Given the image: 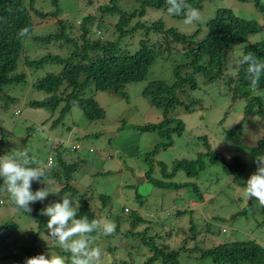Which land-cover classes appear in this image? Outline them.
Returning <instances> with one entry per match:
<instances>
[{
    "label": "rangeland",
    "instance_id": "obj_1",
    "mask_svg": "<svg viewBox=\"0 0 264 264\" xmlns=\"http://www.w3.org/2000/svg\"><path fill=\"white\" fill-rule=\"evenodd\" d=\"M117 1L126 10L140 5V0ZM259 1L264 4V0ZM104 2L106 0H59L57 3L54 0H33L35 8L45 13H58L48 17L33 14L35 27L23 40L17 66L18 72L26 73L27 81L6 85L3 95H0V156L26 149L52 170L48 158L55 155L54 146L58 145L55 139L63 138L68 149L72 143L81 145L69 152L68 160L78 161L71 183L87 195L86 200L97 210L99 219L117 225L116 218L126 215L124 207H129L132 212L120 222L119 231L115 229L114 234L97 238L95 246L102 250L101 264H142L147 255L152 254L149 246L141 241L144 237L177 249L180 264H233L202 258L201 252L225 241L257 239L264 245V208L258 207L256 199H249L244 191L246 181L256 171V156L264 154V143L259 144L264 134L263 115H245V99H233L222 81L205 83L198 76L199 86L190 91V97L200 99V104L191 112L179 106L170 113L183 120L184 132L182 135L172 134L173 145L161 147L153 161L152 177L165 183L159 186L144 176L151 168L146 152L169 138L162 139L155 132L137 130L136 126L160 122L164 116L163 110L152 105L151 99L143 95V90L156 79L169 84L174 81L175 66L186 59L180 44H174L169 54L157 57L145 80L126 85L128 99L114 92L97 91L95 97L106 109V117L101 120H89L78 105H74L64 119L54 125L53 120L59 116L61 106L44 124L26 114L30 100L46 96L45 91L33 88V81L60 71L61 65L48 63L34 68L25 64L24 58L37 59L47 53L68 56L73 49L64 40L43 42L36 37L57 32L58 19L72 25L73 35L79 34L83 17L97 15L98 6ZM218 8H228L242 18L264 24V12L256 6L255 0H203V7L199 10L204 21L191 25H186L184 18L174 17L163 9L147 8L144 16L132 21L134 25L139 22L140 26L121 37L118 47L121 51L133 53L142 39H147L151 46L157 45L162 41V35L154 30L148 32L146 27L159 19L166 27H175L187 34L201 28L196 39L202 40L207 31L206 23ZM97 28V25L90 26L92 39H118L119 33L109 19L105 18L99 26L102 34ZM70 29L68 27L66 32L72 37ZM261 40H264V27L251 34L245 44ZM245 44L235 45L226 51L227 72L236 71ZM262 96L264 99V94ZM240 122L241 131L230 135L228 131ZM175 125L174 122L171 124ZM205 137L211 150L222 154L225 160L210 163L205 157L206 166L196 177H189L184 169H179L172 178L165 175V172H173L175 162L194 160L200 153L207 152ZM134 140L140 147L135 146L133 151L131 142ZM235 156L245 164V170L236 181L224 168V163L232 162ZM158 161L164 163V170ZM51 181L53 189L60 190L62 183L56 179ZM186 182L189 185L176 187L174 184ZM195 185L198 189L194 188ZM45 186L36 181L32 183L34 191ZM63 195L61 192L50 194L44 201L32 204L31 208L35 209L37 203L46 206L62 201ZM5 196L7 202L0 205V264H25L29 257L24 252L26 242L38 231L39 224L19 210L8 193ZM100 196L110 197L107 207L103 206ZM79 198L81 205L83 199ZM180 210L186 212L180 213ZM133 213L142 216V223L131 225ZM236 213L238 215L233 217ZM48 219L44 216L38 244L45 245L44 254L62 255L66 264H70V254L63 252L48 233ZM18 253L23 255L20 260L4 258Z\"/></svg>",
    "mask_w": 264,
    "mask_h": 264
},
{
    "label": "trees",
    "instance_id": "obj_2",
    "mask_svg": "<svg viewBox=\"0 0 264 264\" xmlns=\"http://www.w3.org/2000/svg\"><path fill=\"white\" fill-rule=\"evenodd\" d=\"M58 1L54 0L55 3ZM89 1L93 2V0ZM186 2L197 9L203 7V0H186ZM255 3L264 12V4L259 0H255ZM147 8H158L167 11L168 5L166 0H140L139 7L126 10L119 5L117 0H106L98 6L97 15L88 14L83 17L80 27L81 32L77 35H73V28L70 29L71 24L66 23L64 19H58L59 30L57 32L36 37V39L43 42L46 40H64V42L73 46L71 53L68 56L47 53L37 59L25 57L24 63L34 68H41L48 63L61 65L60 71L51 72L33 81V88L45 91L46 96L42 99L30 100L28 107H48L55 114L57 108L61 106L60 114L53 120V125L60 123L74 105H78L89 120L97 121L106 117V109L100 105L95 97L97 91L114 92L128 99V94L125 91L126 85L145 80L151 65L157 57L169 54L173 50L174 44H180L186 59L175 66L174 81L169 84L162 79H156L151 81L143 90V95L151 99L152 105L163 110V120L157 123L136 126L140 132H155L162 139L169 138L168 141H161L146 152V160L151 168L147 170L145 176L155 184L162 186L165 183L163 180L152 177L153 161L161 147L173 145L172 134L182 135L184 132L185 124L183 120L176 116L173 117L170 113L179 106L186 112H191L200 104V99L190 97V91L199 86L198 76H201L205 83L222 81L228 86L233 99H245L247 102L244 109L245 115L259 114L264 116L263 96L262 94L253 95L251 93L250 82L244 67L240 66L238 62L236 71L229 73L227 72L225 59L227 50L235 45L245 44L251 34L258 33L263 29L264 24L242 18L228 8H218L214 17L206 23L205 37L202 40H197L201 28L187 34L175 27H166L164 21L159 19L146 27V30L148 32L154 30L161 34L162 41L151 46L147 39H142L139 42V48L135 52L126 53L121 51L118 47V41L121 37L133 32L140 26L139 22L134 25L132 21L138 16H144ZM57 13L58 11L45 13L35 8L33 0H28V2L27 0H0V95H3L6 85L27 81L26 73L18 72L17 66L23 40L35 27L33 14L39 17H48L49 15L55 16ZM174 17L183 18L182 16ZM105 18L109 19L114 30L119 33L118 39L91 38L90 26L97 25L99 33L102 34L99 26ZM68 27L72 37L68 36L66 32ZM22 29H27L24 35H20ZM249 52L264 60V40L245 44L239 58ZM259 91H264V75L260 78ZM173 122L176 124L175 126H171ZM241 129L242 122L228 132L230 135H234L239 133ZM263 143L264 134L259 141L260 146ZM57 144L54 146L55 163L51 165L53 169L49 172L50 178L59 180L62 183L61 193L69 192L73 196L83 199V203L77 212V218L87 215L90 220L99 219L97 210L86 200L87 195L71 183L78 161L70 162L68 156L70 151L75 150H72L71 147V150L68 149L64 146V143ZM204 144L208 149L207 152L200 153L194 160L184 159L175 162L173 172H165V175L172 178L179 169H184L189 177H196L206 166L205 157L209 159L210 163H214L219 159L225 160L222 154L211 150L206 137L204 138ZM157 163L162 165V170H164V163L160 161ZM224 168L236 181L239 174L245 170V164L238 156H235L232 162L224 163ZM2 183L3 180L0 179V184ZM174 184L176 187L187 186L189 182ZM194 188L198 189L196 185ZM100 198L103 200V206L107 207L110 197L100 196ZM200 198L202 200L203 196L201 195ZM44 207L41 203H37L36 208H31L30 213L17 207L24 214L38 221L39 224L38 231L33 233L32 237L26 242L24 252L29 257L43 253L45 248L44 244H38L45 216L41 215V209ZM179 212L184 213L186 210H180ZM130 213H132L131 210L126 215L116 218L118 222L115 228L116 231L120 230H118L120 222L125 221L126 216ZM237 215L238 213L233 217ZM143 220L142 216L133 213L130 223L135 226L142 223ZM5 225L8 226V224ZM152 239L144 237L141 240L149 246L152 252L151 255H147L142 264H180L177 249L171 248L168 244H157L156 240ZM180 248L184 247L181 246ZM201 257L212 258L215 262L264 264V245L257 239L225 241L203 249ZM4 258L20 260L23 255L18 253Z\"/></svg>",
    "mask_w": 264,
    "mask_h": 264
},
{
    "label": "clouds",
    "instance_id": "obj_3",
    "mask_svg": "<svg viewBox=\"0 0 264 264\" xmlns=\"http://www.w3.org/2000/svg\"><path fill=\"white\" fill-rule=\"evenodd\" d=\"M166 3L168 13L182 16L186 25L204 21L200 10L186 0H166ZM26 32L27 29H22L20 35ZM239 65L244 67L251 93L264 94L259 91L260 78L264 75V60L249 52L239 58ZM63 142L59 140L58 143ZM75 144L77 143H72V150L81 147L78 144V147L74 148ZM51 158L52 163L49 162ZM54 163L55 157L50 155L48 164ZM255 163L256 171L246 181L244 191L249 199H256L258 207L264 208V154H258ZM49 172L50 166L32 156L26 149L0 156V179L3 180L0 184V205L7 202L5 194L8 193L14 205L30 213L32 204L42 202L50 194H58L61 191L53 189ZM34 181L46 186L34 191L32 189ZM70 196H72L71 200ZM79 200V197L71 193H64L62 201L49 203L41 209V215L49 217L46 225L48 233L58 242L63 252L70 254V264H101L102 250L95 246V242L99 236L114 234L116 225L102 219L90 220L87 215L77 218L80 209ZM128 211L130 208L124 207V213L127 214ZM25 264H66V261L62 255L41 253L28 257Z\"/></svg>",
    "mask_w": 264,
    "mask_h": 264
},
{
    "label": "crops",
    "instance_id": "obj_4",
    "mask_svg": "<svg viewBox=\"0 0 264 264\" xmlns=\"http://www.w3.org/2000/svg\"><path fill=\"white\" fill-rule=\"evenodd\" d=\"M26 114L28 115V117L30 116L32 118H35L37 121L41 122L42 124L46 123L50 118H52L54 116V114L52 113V110L48 107H45V108H31V107L29 108L28 107L26 110ZM44 127H46V126H44ZM55 141H56V143H58L59 139H55ZM62 141H64V140H62ZM131 143L133 146V151H134L135 146L140 147V144L138 141L134 140Z\"/></svg>",
    "mask_w": 264,
    "mask_h": 264
},
{
    "label": "built area",
    "instance_id": "obj_5",
    "mask_svg": "<svg viewBox=\"0 0 264 264\" xmlns=\"http://www.w3.org/2000/svg\"><path fill=\"white\" fill-rule=\"evenodd\" d=\"M74 148L78 147V144L73 145ZM52 163V158L49 160Z\"/></svg>",
    "mask_w": 264,
    "mask_h": 264
}]
</instances>
